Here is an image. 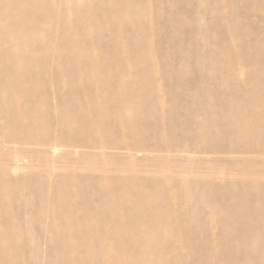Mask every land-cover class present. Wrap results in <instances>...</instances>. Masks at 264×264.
Returning <instances> with one entry per match:
<instances>
[{"label":"bare ground","instance_id":"bare-ground-1","mask_svg":"<svg viewBox=\"0 0 264 264\" xmlns=\"http://www.w3.org/2000/svg\"><path fill=\"white\" fill-rule=\"evenodd\" d=\"M213 1L187 10L233 28L210 64L178 46L175 66L122 41L149 33L153 16L188 27L171 3L0 0V264L24 262L26 217L7 207L35 176L16 170L35 167L49 206L38 222L47 214L50 246L61 244L54 264H264V30L242 25L264 22V0ZM99 33L109 50L91 42Z\"/></svg>","mask_w":264,"mask_h":264},{"label":"rangeland","instance_id":"rangeland-1","mask_svg":"<svg viewBox=\"0 0 264 264\" xmlns=\"http://www.w3.org/2000/svg\"><path fill=\"white\" fill-rule=\"evenodd\" d=\"M24 1L29 4L32 0ZM178 1L180 0H163L164 3L172 4L171 6L173 7L174 13L178 12L187 17L186 22L189 25L188 27H170V24L166 20V18L164 19L163 17L153 16L150 19L153 27L151 28L149 33L144 34V36H134L128 33L124 38H122V41L126 42V45L124 47L125 51L127 49L130 55H133L134 53L136 55L139 54L140 49L146 48L147 44H149L151 50L153 51V59L157 62V64L178 66L182 61L179 53L175 51V49H177L178 46H183V49H190L189 52H187L189 64H210V51L219 49L217 42L221 39V33H228V30L230 28H233V21L230 18H221L204 13L192 16L187 10V8H193L196 9L194 13H199L200 11H203L214 5L215 1L213 0H190L192 1V3L188 2L187 0H182L181 5ZM222 5L226 7L225 3H222ZM246 6L247 4L243 2H239L236 4V7L238 9H244L246 8ZM166 7L167 6H164V8ZM31 17L32 16L30 15L29 18L31 19ZM6 18L9 20L10 18H12V16L6 15ZM2 23L3 19H0V24ZM38 25L44 26L43 24ZM242 25L243 29L248 28V30L246 31H254L257 29L264 30V22L259 20L257 17H254L253 15L248 18L242 19ZM24 34L26 35V37L29 36L27 31H25ZM44 38L45 37L40 34L34 35L29 39H31L32 42H35V44L39 43L40 45V42L44 40ZM72 38L73 40L78 39V36L74 35ZM52 39L55 40L56 38ZM90 40L91 42H99L100 50L107 51L111 48V46L108 44L111 39L103 33L95 34L90 38ZM224 40L229 41V35H227ZM229 48V50L232 51L238 49L237 47ZM223 56L219 57L218 64L226 63V58ZM1 57L2 54H0V60ZM197 81L199 83H202L199 77H197ZM48 88L52 90V88ZM191 93L194 94L196 98L199 97L195 91H192ZM40 100L42 101L43 99L40 98ZM180 113L183 118V113L181 111ZM150 131H152V129H149V132ZM181 132V130L176 128V130H174L171 135L172 137H179V135H181ZM18 146H20V142L12 144V148H9L10 150H12L13 148ZM20 163L21 162H19V164ZM22 165L24 164L22 163ZM60 165L61 164L58 163L56 165V168L60 169ZM16 172V174L20 176H22L25 172L35 173V176L31 175L28 182H26L23 186L17 188L13 192L15 194V198L19 200L20 204H9L7 207L9 213L16 210L26 217V220L23 223V237L27 244L26 248H24V252L22 251V254L25 256V258L24 262L21 261V264H54L53 261H55L56 259V253L58 252V250H60L61 244L59 241H56L53 246H50L48 230L51 229H47L45 227V230L44 228V225L48 224V222L50 221V218L47 214H44L42 216L41 222H38V218L36 215L37 211L42 210L45 213V211L49 209V206L47 202L41 204V202L38 201L39 193L40 191H43V189L40 185L36 186V184L33 183V181L37 180L36 167L33 169L19 168L16 170ZM186 193L188 192L186 191ZM189 195H187V197ZM0 196H3L1 190ZM211 196L215 198L217 197V194L213 193ZM8 198L11 199L10 196H8ZM191 204V200L184 202L183 212H191L192 210L190 209H193L192 207L186 209L187 206H191ZM8 221L14 223V220L8 219ZM2 224L4 225V222H2ZM52 249L55 254H53V252H50V250L52 251ZM19 251H21V249ZM189 264H200V260L190 261Z\"/></svg>","mask_w":264,"mask_h":264}]
</instances>
